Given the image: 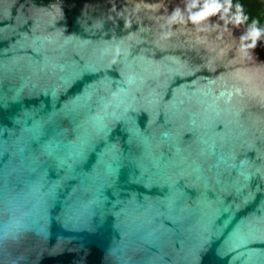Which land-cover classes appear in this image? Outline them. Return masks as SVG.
<instances>
[{
	"label": "water",
	"instance_id": "95a60500",
	"mask_svg": "<svg viewBox=\"0 0 264 264\" xmlns=\"http://www.w3.org/2000/svg\"><path fill=\"white\" fill-rule=\"evenodd\" d=\"M187 2L0 0V264H264V41Z\"/></svg>",
	"mask_w": 264,
	"mask_h": 264
},
{
	"label": "clouds",
	"instance_id": "9594fccd",
	"mask_svg": "<svg viewBox=\"0 0 264 264\" xmlns=\"http://www.w3.org/2000/svg\"><path fill=\"white\" fill-rule=\"evenodd\" d=\"M187 20L193 25L201 26L215 23L210 17H217L223 21L222 27L228 25L234 28L244 26V31L239 37V48L245 55H253L251 50L257 47L258 41H264V22L259 19H249L244 5L239 0H188L185 5ZM183 19L181 9L174 10L172 20Z\"/></svg>",
	"mask_w": 264,
	"mask_h": 264
},
{
	"label": "flooded vegetation",
	"instance_id": "af4514ba",
	"mask_svg": "<svg viewBox=\"0 0 264 264\" xmlns=\"http://www.w3.org/2000/svg\"><path fill=\"white\" fill-rule=\"evenodd\" d=\"M248 3L254 8L257 9V12L254 13L253 17L249 18L251 19H259L261 21L264 20V0H247Z\"/></svg>",
	"mask_w": 264,
	"mask_h": 264
},
{
	"label": "trees",
	"instance_id": "16d2710c",
	"mask_svg": "<svg viewBox=\"0 0 264 264\" xmlns=\"http://www.w3.org/2000/svg\"><path fill=\"white\" fill-rule=\"evenodd\" d=\"M239 2L244 5L245 12L248 14L249 18L253 17V14L257 12V9H253L247 0H239ZM262 22H264V20Z\"/></svg>",
	"mask_w": 264,
	"mask_h": 264
}]
</instances>
